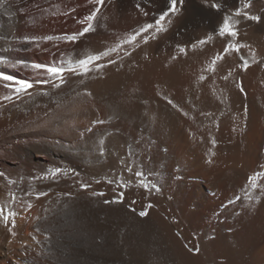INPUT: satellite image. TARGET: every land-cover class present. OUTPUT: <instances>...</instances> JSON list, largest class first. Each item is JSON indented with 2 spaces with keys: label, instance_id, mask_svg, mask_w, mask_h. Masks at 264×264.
Returning a JSON list of instances; mask_svg holds the SVG:
<instances>
[{
  "label": "bare ground",
  "instance_id": "6f19581e",
  "mask_svg": "<svg viewBox=\"0 0 264 264\" xmlns=\"http://www.w3.org/2000/svg\"><path fill=\"white\" fill-rule=\"evenodd\" d=\"M216 2L224 4L219 11L210 6L211 0H183L178 4V14H170L173 23L164 22L167 32L146 44L142 42L143 33L137 37L140 47L124 58L120 71L109 66L104 78L87 82L92 98L77 99L74 105L86 112H70L73 105L56 110L63 117L59 130L37 127L51 119L44 113L55 109L47 98H39L36 103L41 106L30 110L14 109L12 104L5 107L0 116V170L16 177L56 166L74 169L81 179L92 182V190L105 195L90 198L87 192L72 188L70 179L38 185L50 187L51 192L48 198L35 202L33 215L42 214L57 193L73 191L79 197L77 218L68 229L71 235L62 241L53 236L49 245L52 252L45 255L43 235L34 233L36 225L30 221L18 220L16 238L0 227V264H32L33 259L37 264H264V199L248 207L241 192L249 175L264 172V65L257 61L241 70L240 55L247 56L248 51L241 49L240 54H224L215 73L205 71L213 57L223 54L227 42L215 34L224 13L238 6V0ZM56 6L60 13L70 8L76 11L67 16L52 15ZM4 8L14 15L9 19L0 9V33L4 34L0 47L5 46V40L10 41L14 51L8 55L13 61L49 63L61 52L103 51L115 45L145 23H154L167 3L105 0L94 33L75 44L40 41L39 48L25 43L24 38L78 32L83 25L76 21L93 5L87 0H4ZM261 9L264 0H253L252 11L264 17ZM239 30L241 42L264 58V19L260 23L241 20ZM208 35L213 36L211 41L191 48L192 43ZM177 45L186 46L187 54L179 53ZM18 48L22 51H15ZM123 50L132 51V46L124 45ZM116 56L113 53L111 58ZM3 70L19 79L44 78L23 67ZM229 72L233 76L226 81L223 77ZM201 74L207 77L204 81L198 80ZM221 89L227 97L223 103L216 98ZM7 91L0 85V95ZM165 95L189 115L173 109L163 99ZM45 104L47 107H43ZM114 110L118 119L96 125L88 134L92 139L104 134L106 154L96 161L95 153L84 150L77 130L92 126L97 116L107 121ZM201 112L213 116L205 117ZM211 137L217 140L214 147ZM210 148L215 153L211 163ZM121 160L126 163L121 164ZM128 166L143 171L160 191L136 187V178L126 170ZM121 173L125 180L132 181V187L120 188L102 179ZM120 191L124 192L121 203H103ZM236 196L241 199L235 200ZM230 200L235 202L230 204ZM148 204L153 206L147 209V215L140 216ZM30 232L42 243L33 241ZM197 245L199 252L195 253L191 249Z\"/></svg>",
  "mask_w": 264,
  "mask_h": 264
},
{
  "label": "snow or ice",
  "instance_id": "6c2138e0",
  "mask_svg": "<svg viewBox=\"0 0 264 264\" xmlns=\"http://www.w3.org/2000/svg\"><path fill=\"white\" fill-rule=\"evenodd\" d=\"M87 2L88 4L93 5V8L88 14L76 21L78 24L83 25L80 31L71 34L64 33L43 37H25L24 42L34 44L36 48L40 47V41H64L75 44L80 41L81 38L85 37L86 34L94 33L99 24L98 14L101 12V6L104 5L105 0H87ZM166 3V10L162 11L158 18H155L154 23H145L136 29L134 33L119 40L115 45L106 47L103 51L85 50L83 52H61L58 59L49 63H35L22 59L13 61L8 54L14 51V49H12L10 41L5 40V46L0 47V85L8 91L7 94L0 95V101L6 102L0 103V116L4 115V109L8 104H12L14 109L20 110L26 108L30 110L33 106L40 107L41 105H38L36 101L41 97L47 98L49 102L54 103L55 109H49L48 112L44 113L45 116L50 115L51 119L45 121L42 125H38V128L48 129L49 126H51L53 130H59L63 117L57 115L56 110L68 108L69 105H73V107L69 108L70 112H86L87 109H77L74 105L77 99H83L84 97L92 98L93 94L87 88V82L89 80L104 78L105 70L109 66H115L116 71H120L124 67V58L131 57L135 49L140 47V43L137 42V37L141 36L142 33L144 34L142 42L146 44L149 39H157L160 33H165L169 30L164 22L167 20L168 25L173 23V21L169 19L170 14L173 16L178 14V4L183 3V0H166ZM210 6L219 11L224 7V4L218 3L216 0H211ZM56 7L57 11L51 13L52 15L62 14L67 16L76 11L75 8H70L68 9V12L60 13L59 6ZM136 7L140 8V5L137 4ZM252 7L253 0H238L237 7L234 9H228L224 13L222 23L218 26L215 34L220 38L226 39L227 42L223 48V54H217L207 64L205 69L207 73L213 74L216 72L217 64L224 59V54L230 55L232 52L240 54L241 49L248 50L247 56L240 55L242 63H240L238 67L241 70H247L250 64H255L257 61L264 65V58L259 57L254 48L247 43L241 42L239 39V25L241 24V20L260 23L262 19H264L261 14L254 13ZM0 9H3L4 16L9 19L13 17L14 13L4 8V0H0ZM20 11L23 12L24 9L21 8ZM261 12L264 13V9H261ZM144 15H148V13L144 12ZM153 29L154 31H151L150 33V30ZM3 38L4 34L0 33V39ZM212 39L213 36L208 35L206 39H199L192 43L191 48L196 49L198 46L203 47ZM124 45L132 46V51L123 50ZM176 47L179 53L187 54L186 46L177 45ZM121 50H123V56L118 54ZM15 51H22V49L18 48L15 49ZM44 51H47V49ZM113 53H117L115 59L111 58ZM105 58H108L106 62ZM172 59L175 60L176 56H173ZM19 67L31 69L37 76L44 78H37L34 80L19 79L15 75L6 74L3 70L4 68L16 69ZM231 76H233V72H229L228 75L223 77V79L227 81ZM206 78L207 77L204 74H201L198 77V80L204 81ZM41 85L45 87H37ZM237 87L240 89L241 93H244V88L239 83L237 84ZM65 88L67 91H64ZM81 88L83 89L82 91L78 90ZM220 93L221 94L217 95L216 98L223 103L227 100V97L223 95L222 89L220 90ZM213 94H216L215 89H213ZM163 99L166 100L173 109L181 111L185 116L189 115L188 112H185L179 105L175 104L168 96L165 95ZM16 101H20L21 103L17 104L15 103ZM43 107H47V104L43 105ZM92 107L95 108V105ZM245 113H247L246 106ZM200 115L212 117L213 113L201 112ZM221 115H223V113H221ZM118 118L119 116L114 110L112 115L108 117L107 121L100 119L97 116L96 119L91 121L92 126L86 127L82 131L77 130L78 136L84 145V150L88 153H95L94 159L96 161L103 158L106 154V141L103 138L104 134L95 139L88 137V134L93 133L94 126L103 125L106 122L111 123L112 120ZM213 123H217L215 119L213 120ZM72 128L75 130V125H72ZM211 144L213 147L217 144L215 137H211ZM208 152V162L211 163V157L214 156L215 153L211 148ZM128 154L131 156L133 153L129 150ZM120 163L125 164L126 162L121 160ZM126 170L129 173H133L136 178V187L142 188L146 191L154 190L157 193L160 191L157 183L148 179L143 171H134L132 166H128ZM0 177L3 178V182H0L2 183V189H0V193H2L0 194V227H3L12 238H16L18 236L19 228L18 220L22 222L30 221L36 225L34 233L43 235V243L47 249V252L43 253L45 255L52 252V247H49V245L52 244L53 236H55L57 241H62L71 235V232L68 231V229H70L72 222L77 218L78 212L76 201L79 197L73 191L57 193L54 201L48 200V205L43 207L42 214L38 213L33 215L31 210L34 208L35 202L39 201L42 197L48 198L49 193L51 192L50 187L38 188L37 186L47 185L49 182H55L58 184L62 179H70L72 181V188L87 192V195L90 198L103 197L105 195L104 192L92 190V182L81 179L74 169L63 168L60 166L49 167L42 172L30 176L18 174L16 177H11L6 174L5 171L0 170ZM262 177H264V172H257L249 175L246 184L241 189V192L244 193L243 199L247 201L248 207L259 204L261 200L264 199V182H261ZM102 179L106 183L116 184L120 188H130L133 186L131 180H125L123 173L114 178H109V176L105 175ZM95 182L99 183L100 180H96ZM25 184L27 185L26 188L24 187ZM62 197H67V200H62ZM123 199L124 192L120 191L111 201L104 200L103 203H121ZM240 199V196L235 197V200ZM235 200H230L229 203H234ZM152 206L153 205L151 204L146 205L145 210L139 212V215H147V209ZM42 224L43 226H41ZM34 233L30 232L28 235L37 244H41L42 241L37 239V236ZM191 250L198 253L199 246L197 245ZM27 251L28 249L26 248L25 254ZM57 251H59V249H57ZM32 264H37V261L33 259Z\"/></svg>",
  "mask_w": 264,
  "mask_h": 264
}]
</instances>
